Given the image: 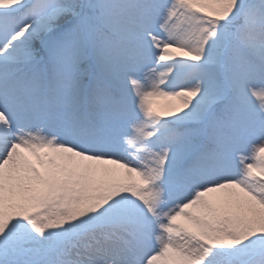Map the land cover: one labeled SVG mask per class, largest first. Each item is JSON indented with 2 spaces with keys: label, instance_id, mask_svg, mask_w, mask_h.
<instances>
[{
  "label": "snow or ice",
  "instance_id": "obj_1",
  "mask_svg": "<svg viewBox=\"0 0 264 264\" xmlns=\"http://www.w3.org/2000/svg\"><path fill=\"white\" fill-rule=\"evenodd\" d=\"M0 264H264V0H0Z\"/></svg>",
  "mask_w": 264,
  "mask_h": 264
},
{
  "label": "rangeland",
  "instance_id": "obj_2",
  "mask_svg": "<svg viewBox=\"0 0 264 264\" xmlns=\"http://www.w3.org/2000/svg\"><path fill=\"white\" fill-rule=\"evenodd\" d=\"M154 104H167L170 107L171 105L179 104V100L170 97H158L155 99Z\"/></svg>",
  "mask_w": 264,
  "mask_h": 264
}]
</instances>
